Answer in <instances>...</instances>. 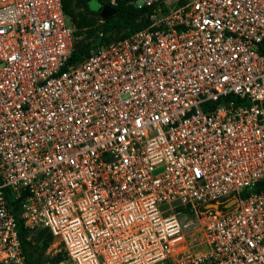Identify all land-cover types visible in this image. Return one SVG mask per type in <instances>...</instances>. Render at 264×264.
I'll return each mask as SVG.
<instances>
[{"label":"built area","instance_id":"built-area-1","mask_svg":"<svg viewBox=\"0 0 264 264\" xmlns=\"http://www.w3.org/2000/svg\"><path fill=\"white\" fill-rule=\"evenodd\" d=\"M136 1L74 64L61 0H0V264L9 202L58 264H264V0Z\"/></svg>","mask_w":264,"mask_h":264},{"label":"trees","instance_id":"trees-1","mask_svg":"<svg viewBox=\"0 0 264 264\" xmlns=\"http://www.w3.org/2000/svg\"><path fill=\"white\" fill-rule=\"evenodd\" d=\"M101 5H104L103 0H97ZM129 0H115L114 14L106 20H103L99 42L89 48L87 43L82 40L73 42V52L70 56L69 63H77L86 58L91 51L101 45H107L111 42L120 40L129 34L144 28L148 24L149 8H142L138 10L131 5H126ZM62 8L65 15H67L74 26L73 34L79 36L82 29L91 26V17L98 16L91 13L85 4V0H61ZM107 6V5H106ZM110 7V6H109ZM79 10V11H78ZM145 12L146 17L142 20H136L140 13ZM123 32L117 35L114 41L108 42L107 38L113 31ZM93 33L89 32L88 36ZM102 41V42H100ZM264 193V178L257 182L249 192L241 193V197H247L249 194ZM11 204L10 213L15 220L16 234L19 242V247L23 256V264H44L43 255L52 241L51 235L45 229L29 230L24 227L23 221L19 218V206ZM221 208V207H220ZM61 253L57 252L53 260H59Z\"/></svg>","mask_w":264,"mask_h":264},{"label":"rangeland","instance_id":"rangeland-1","mask_svg":"<svg viewBox=\"0 0 264 264\" xmlns=\"http://www.w3.org/2000/svg\"><path fill=\"white\" fill-rule=\"evenodd\" d=\"M162 1V0H158ZM167 3L172 4L173 0H166ZM104 5L110 6V7H115L116 3L115 0H103ZM86 8L93 14H97L101 8L100 2L97 0H85ZM136 0H129L126 5H131L133 8H136L135 6L137 5ZM137 9V8H136ZM142 8L138 9L141 10ZM79 11V10H78ZM91 17V26L86 27L82 29V33L79 36H75L73 34L74 40L76 42L83 41L84 43H87L89 48L91 49L93 46H95L98 42L99 39L102 40L100 37V30L102 27L103 20H101L98 16H90ZM146 17V13L142 11V13L139 14L138 18L136 20H143ZM73 25V24H72ZM74 27V26H73ZM75 30V29H74ZM74 32V31H73ZM91 32L93 33L92 35L88 36V33ZM123 31H113L110 36L107 38L108 42L114 41L117 37V35H120ZM102 42V41H100ZM201 229L200 227H196L193 230H190L186 243H187V249L190 250V252L193 251H203L204 249V234L203 231H198ZM58 245L55 241H51L48 248L46 249L44 255H43V261L44 264H58L59 262L62 261V255L59 257V260H53L55 257V254L57 253Z\"/></svg>","mask_w":264,"mask_h":264},{"label":"water","instance_id":"water-1","mask_svg":"<svg viewBox=\"0 0 264 264\" xmlns=\"http://www.w3.org/2000/svg\"><path fill=\"white\" fill-rule=\"evenodd\" d=\"M113 14H114V9H112L111 7L106 6V5L101 6V8H100V10L98 12L99 18L101 20H106L109 17H111ZM233 204H234V200H230V201H228L227 203H225L223 205V208L226 209L228 207H231ZM203 208L204 209H209V208L217 209V205H215V204H207Z\"/></svg>","mask_w":264,"mask_h":264}]
</instances>
